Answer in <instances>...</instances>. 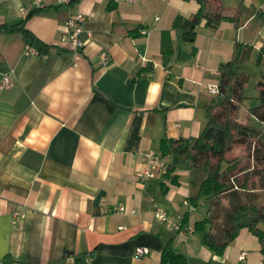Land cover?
<instances>
[{
    "label": "crops",
    "instance_id": "0c3cea01",
    "mask_svg": "<svg viewBox=\"0 0 264 264\" xmlns=\"http://www.w3.org/2000/svg\"><path fill=\"white\" fill-rule=\"evenodd\" d=\"M224 2L227 14L239 13L237 24L202 21L186 39L174 23L198 12L196 0H43L42 9L0 0V26L35 11L24 26L43 45L0 29V76L11 80L0 85V264H160L168 243L189 264H233L242 251L248 263L264 264V241L245 228L223 256L206 246L195 224L209 208L185 204L204 174L186 157L174 173L178 185L164 170L148 182L137 176L144 155L160 157L162 140L201 134L214 98L208 86L221 84L235 43L262 47L264 0ZM79 12L87 16L82 50L62 41ZM120 206L128 212L114 210ZM157 207L191 229L188 243L156 218ZM140 246L149 255L136 258Z\"/></svg>",
    "mask_w": 264,
    "mask_h": 264
},
{
    "label": "trees",
    "instance_id": "16d2710c",
    "mask_svg": "<svg viewBox=\"0 0 264 264\" xmlns=\"http://www.w3.org/2000/svg\"><path fill=\"white\" fill-rule=\"evenodd\" d=\"M196 1L200 5L198 12L183 22L178 19L174 23L182 26L186 39L195 38V27L202 21L212 28H217L224 20L238 23L239 13L227 14L228 6L224 0ZM34 12H30L19 24L0 26V29L21 31L42 48L40 41L24 26ZM258 14L264 18L263 12ZM162 43L163 53L169 58L173 47L168 31L163 33ZM252 48L251 44L242 41L235 43L233 56L226 63L225 75L221 78L226 93L214 96L207 107L209 120L201 134L198 137L164 139L160 147V158L175 155L172 161L164 163V175L174 185L180 183L174 173L184 157L190 169L204 174L199 194L190 198V202L194 207L202 199L209 202L207 216L196 222L195 229L206 231L205 244L218 256L226 253L241 229H248L264 239V230L260 227L264 223V128L241 119L248 76L235 70L236 65L249 56ZM260 54L264 56V42ZM257 88L259 102L250 106L247 114L264 125V76L259 79ZM238 146H243L246 152L236 155L234 152ZM160 264H189V261L184 253L176 251L168 243Z\"/></svg>",
    "mask_w": 264,
    "mask_h": 264
},
{
    "label": "built area",
    "instance_id": "2783aa9c",
    "mask_svg": "<svg viewBox=\"0 0 264 264\" xmlns=\"http://www.w3.org/2000/svg\"><path fill=\"white\" fill-rule=\"evenodd\" d=\"M73 0H62L64 3H70ZM134 1V0H129ZM33 6L36 9L43 8V0H32ZM87 16L79 12L75 15L70 16L66 21V35L63 37L62 41L65 43L70 44L73 48L76 50H82L87 44V39H84V34L86 33L84 24L86 22ZM26 51L30 54H38L39 50L33 46L32 44H26L25 47ZM100 58L102 62L108 61V53L106 51H102L100 54ZM11 83L10 76L9 75H3L0 76V85L1 86H9ZM208 91L213 95L217 96L220 94V85H209ZM143 160L146 162L147 166L142 171H139L137 173L138 178L141 182H148L154 178H156L161 170H164V164L161 161V158L155 154H146L143 157ZM185 204L189 206L190 210H194V206L191 204L190 200H186ZM115 211L121 212V213H127V209L124 206L116 207L114 208ZM132 212H135L134 210ZM156 218L166 223V225L172 229L176 235L185 243H188L191 236V229L186 227L181 222H175L173 219H171L168 212L161 208L157 207L154 210ZM150 250L147 247H137L135 250V257L141 258L144 256L149 255ZM247 253L245 251H242L239 255V262L233 263V264H250L247 262Z\"/></svg>",
    "mask_w": 264,
    "mask_h": 264
},
{
    "label": "rangeland",
    "instance_id": "374dc122",
    "mask_svg": "<svg viewBox=\"0 0 264 264\" xmlns=\"http://www.w3.org/2000/svg\"><path fill=\"white\" fill-rule=\"evenodd\" d=\"M235 70L237 73H245L248 76V81L245 86V100L244 103L241 107L240 111V117L246 122H250V124L258 126L260 128H264L263 123L259 122L255 118H251L247 114V109L250 106L258 104V88H257V83L259 79L264 76V56H261L260 54V49L255 48L253 46L249 56L243 61L240 62L236 65ZM245 148L243 146H238L235 150L236 155H242L244 154ZM182 166V165H179ZM199 171V170H195ZM209 208V203L206 202L205 200H200L199 205L197 207H194L195 209H198L197 212H203L204 210H207ZM264 225V223L260 224ZM262 228V227H261ZM179 243L182 241L177 237ZM183 242V241H182ZM185 245V242H183Z\"/></svg>",
    "mask_w": 264,
    "mask_h": 264
},
{
    "label": "water",
    "instance_id": "95a60500",
    "mask_svg": "<svg viewBox=\"0 0 264 264\" xmlns=\"http://www.w3.org/2000/svg\"><path fill=\"white\" fill-rule=\"evenodd\" d=\"M225 74L223 73V75L222 76H224ZM226 93V89L224 88V86L222 85V84H220V94H225ZM263 241H264V239H263Z\"/></svg>",
    "mask_w": 264,
    "mask_h": 264
}]
</instances>
